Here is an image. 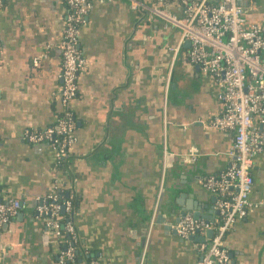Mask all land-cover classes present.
I'll return each mask as SVG.
<instances>
[{"label":"crops","instance_id":"1","mask_svg":"<svg viewBox=\"0 0 264 264\" xmlns=\"http://www.w3.org/2000/svg\"><path fill=\"white\" fill-rule=\"evenodd\" d=\"M247 6L250 23L264 22V0ZM66 14V0L0 7V195L26 205L0 228V264H60L65 245L36 214L59 190L78 199L80 255L67 264H197L206 234L185 239L176 225L185 215L217 222L218 195L204 180L234 160V132L210 125L224 111L217 79L189 61V43L171 51L178 30L148 21L129 0H93L79 31L86 66L70 104L75 142L59 163L49 143L24 134L62 114ZM251 174L252 206L225 237L235 264H264V206L253 207L264 201V152Z\"/></svg>","mask_w":264,"mask_h":264},{"label":"built area","instance_id":"2","mask_svg":"<svg viewBox=\"0 0 264 264\" xmlns=\"http://www.w3.org/2000/svg\"><path fill=\"white\" fill-rule=\"evenodd\" d=\"M3 1L0 0V7ZM92 1L66 0L65 29L60 44L62 86L59 99L62 116L56 118L55 126L24 134V138L31 143H49L59 163L68 156L75 142V121L70 104L78 94V73L86 66L79 49V31L91 10ZM249 1L157 0L153 5H146L141 0H129L130 8L148 21L159 20L166 28L179 31L180 42L176 48H171L174 54L183 43L190 44L189 61L198 65L204 74L215 76L221 89L219 98L224 104V111L210 125L234 132L231 149L234 160L230 167L220 176L204 180L205 187L218 195L215 204L217 222L209 223L185 215L176 225L177 234L185 239L213 230L212 237L200 244L201 257L197 264H235L225 245V237L252 206L249 199L253 186L251 169L255 157L264 152V22L248 21L246 11L250 7L240 2ZM39 61L40 57L34 60V64L38 65ZM197 153V149H191L188 156L195 161ZM162 195L161 186L157 209ZM74 199V193L62 201L53 192L36 208L37 218L44 221L48 230L58 237L62 233L70 235L66 248L60 254V264H67L75 256L78 235L72 218ZM25 206L19 199L3 200L0 195V228ZM260 206H264V201L253 204V207ZM62 208L69 217L63 225L59 215Z\"/></svg>","mask_w":264,"mask_h":264},{"label":"trees","instance_id":"3","mask_svg":"<svg viewBox=\"0 0 264 264\" xmlns=\"http://www.w3.org/2000/svg\"><path fill=\"white\" fill-rule=\"evenodd\" d=\"M80 49V47H79ZM62 116V115H60ZM56 123H54L52 126H55ZM50 126V127H52ZM58 197H60V200L64 201L66 199H68L70 192H68L67 190L63 191V190H59L58 192H56ZM72 193V192H71ZM77 204H78V199L75 196V199L73 200V217L75 215V211L77 209ZM59 215H61L62 219H61V225H63L65 223V221H67L69 219L68 214H66L63 210H60ZM63 235L60 237L62 239V244L65 245L64 248H66V242L70 239V235L67 233H62ZM76 246V251H75V256H74V260H77L79 255H80V242H79V238L77 239V243L75 244ZM95 262V259H91L90 262H92V264Z\"/></svg>","mask_w":264,"mask_h":264},{"label":"water","instance_id":"4","mask_svg":"<svg viewBox=\"0 0 264 264\" xmlns=\"http://www.w3.org/2000/svg\"><path fill=\"white\" fill-rule=\"evenodd\" d=\"M211 1H213V2H215V3L217 2V0H211ZM240 4H242L243 6L246 7L248 3H241V2H240ZM62 210H64V209L62 208ZM195 216H196V217H195ZM195 216H193V217L196 218V219H200V218H197V215H195ZM212 235H213V230H211V229L208 230V231L206 232V239H207V238H208V239L211 238ZM203 240H204V239H203Z\"/></svg>","mask_w":264,"mask_h":264}]
</instances>
